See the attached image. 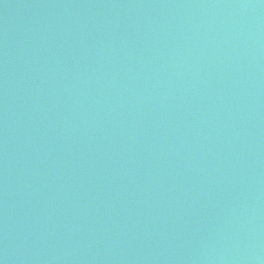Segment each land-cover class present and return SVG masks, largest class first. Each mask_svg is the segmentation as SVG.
<instances>
[{
  "label": "water",
  "instance_id": "95a60500",
  "mask_svg": "<svg viewBox=\"0 0 264 264\" xmlns=\"http://www.w3.org/2000/svg\"><path fill=\"white\" fill-rule=\"evenodd\" d=\"M0 264H264V0H0Z\"/></svg>",
  "mask_w": 264,
  "mask_h": 264
}]
</instances>
